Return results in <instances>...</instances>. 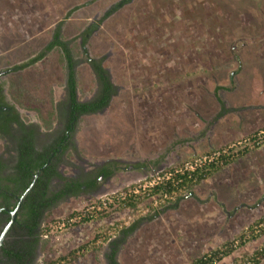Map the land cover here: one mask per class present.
Listing matches in <instances>:
<instances>
[{
    "label": "rangeland",
    "instance_id": "rangeland-1",
    "mask_svg": "<svg viewBox=\"0 0 264 264\" xmlns=\"http://www.w3.org/2000/svg\"><path fill=\"white\" fill-rule=\"evenodd\" d=\"M116 1L0 0V69L42 51L58 26L73 46L81 42L85 27L97 23L75 57L77 99L88 101L97 90L85 54L101 60L115 88L105 109L77 119L76 148L67 158L72 164L115 162L118 169L99 193L81 194L49 209L55 223L42 236L47 244L35 264L65 256L96 236L89 246L100 249L99 259L86 252L69 264H105L104 253L115 240L117 264H189L264 218V143L248 142L264 127V0H132L99 23ZM56 54L49 51L34 65L0 78L10 99L33 111L26 114L29 118L50 119V125L66 88ZM31 105L41 108V116ZM223 147L232 153L243 147L249 151L234 156L191 192L182 191L178 202L175 195L142 199L132 209L115 205L133 186ZM106 198L113 200L102 206ZM103 207V218L58 225L73 211L96 215ZM152 214L156 218L143 220V226L121 238L120 230ZM263 245L264 235L237 246L216 264H248L247 256Z\"/></svg>",
    "mask_w": 264,
    "mask_h": 264
},
{
    "label": "flooded vegetation",
    "instance_id": "flooded-vegetation-1",
    "mask_svg": "<svg viewBox=\"0 0 264 264\" xmlns=\"http://www.w3.org/2000/svg\"><path fill=\"white\" fill-rule=\"evenodd\" d=\"M13 71V67L0 69V78ZM64 94L62 102L56 107L55 123L47 128L38 117L29 118L26 114L33 111L20 108L8 96L6 87L0 85V235L10 221L11 211L20 203L15 210V220L0 246V264L36 263L42 240L38 233L44 216L29 231L25 223L28 214L23 207L26 201L29 202L28 198L33 197L35 203L43 199V202L50 201L48 211L55 204L78 195L99 193L104 180L114 175H105L106 172L102 171L107 162L98 165L86 164L82 160L78 164L70 163L68 154H74L77 144L73 131L82 115L77 116L71 109L67 87ZM75 99L76 102H86L79 101L77 95ZM65 170L68 172L65 173ZM37 236L39 241L32 254L27 255L23 248L21 259L5 253L6 249H13L16 244L20 246L22 239Z\"/></svg>",
    "mask_w": 264,
    "mask_h": 264
},
{
    "label": "trees",
    "instance_id": "trees-1",
    "mask_svg": "<svg viewBox=\"0 0 264 264\" xmlns=\"http://www.w3.org/2000/svg\"><path fill=\"white\" fill-rule=\"evenodd\" d=\"M130 2H132V0H119L110 4L109 7L104 11L101 19L99 20V23L102 20L107 19L112 15L116 14L117 12H119ZM88 3L90 2L88 1L84 5ZM198 6L202 8V4H198ZM77 8L78 5L69 9V11L65 13L64 18H68L71 15V13ZM97 26H98L97 23H91L90 25L85 27L80 32L81 42L75 43L73 44V46H70L69 44H67V41L63 40V36L60 32V27L58 26L55 29L50 41L44 47V49L39 53H37L35 56L29 57L27 60L22 61L17 65H14L13 66L14 71L22 70L29 66L34 65L36 62L42 60L47 52L54 50L57 53L56 54L57 61L60 64L62 70H64V73L66 74V87L68 90V95L70 97L69 101H70L71 109H73L77 113V116L99 113L108 106L111 97L115 93V88L109 79L107 70L102 66L100 59L86 57V54L83 53L85 54L84 56L87 61V64L94 75V80L95 83L97 84V90L95 95L89 101L76 102L75 98H76V89H77V72L74 69L76 63L75 57L81 55L82 48L86 44L87 38L97 28ZM0 85H3V83ZM17 96H21V95L17 94ZM16 102H18V99H16ZM38 102L42 103L43 101L40 100ZM31 103L33 102L30 101L29 104ZM49 103L52 107L51 95H49ZM31 106H29L28 108L34 109L35 112L39 116H41L42 114L41 108L38 106H34V107ZM47 114L49 118L52 117V111H48ZM49 121L50 119L45 121V126L47 128H50L51 126ZM262 130L264 131V127L262 128ZM262 137L263 140L261 141V143H264V136ZM258 139H259L258 133L255 132L249 135L248 142L250 144H253L254 146H259L261 143L259 145L256 143ZM224 149L225 147L206 151L203 156L207 157L206 158L207 160L201 161L192 170L184 169L183 165L165 169L162 173H160V175L164 173L169 174V177L167 179H163L162 181L158 182L156 185L148 187L144 191L139 190V192L136 194L133 193L127 194L124 198L115 202V205L120 204L119 208L126 207L132 209V208H136L139 201H142V199L146 200L149 199L150 197H152L153 199L154 198L157 199L164 194L169 196L171 193H175L176 195L174 197L175 202H178L179 199L181 198L180 193L182 191L191 192L194 186L200 184L202 181L206 180L212 174H214L215 172L219 171L221 168L231 163L234 156L244 155L249 151V147H243L241 150L237 151L236 153H232V150L230 149H227L226 151ZM115 169H118V164L115 162H108L102 171L106 172L105 175H110ZM56 195H58V193ZM54 198L57 197L54 196ZM32 200L33 197L28 198L29 202L26 201V203H24L23 205V207H26L27 210L26 212L28 214V220L25 222L26 227L29 229V231H32V229L37 225L38 219L44 216L43 226L40 228L38 234L39 236H43V235L47 236L50 229L53 227L52 225L55 223L53 219H49L51 216V211L50 210L47 211L51 203L50 201L43 202L45 199L41 200L40 202L38 201V203H35ZM54 200L55 199H53L52 202ZM92 212L93 211H87V210L84 211V213L82 210L81 212L80 211L71 212L69 215H67L65 220L68 218H75V221L74 223L67 224L66 226L70 227L75 225L79 226V225L87 224L92 219L103 218L107 214L105 211V207H103V210L98 211L96 215H93ZM263 220L264 218L258 219L255 223L249 225V227L245 232L240 233L233 240L227 241L222 245H220L219 247L210 250L208 253H205L199 257L194 258L193 260H191L189 264L218 263L223 258L231 255L237 246H241L250 240H254L264 235V224L262 225V227H258V231H255L254 229L255 227L258 226V224L260 223L262 224ZM136 224L137 221L132 223L129 227L125 228L123 232L125 234L132 232L135 229ZM29 235H31V233H29ZM96 238H94L91 243H88L87 245H82L77 249H75L74 251H70L65 256H59L54 260H43L41 264H69L71 261L75 260L79 256H82L86 252L92 253L93 257L96 260H98L100 249L94 245L89 246L91 244H94ZM38 241H39L38 236L33 238L30 237V239H22L20 241V246L19 244H16V246L13 249H6L5 253L10 257L21 259L23 257L22 254L24 253L23 249L27 251L25 252L27 255L32 254ZM46 244H47V239L40 240V245L42 249H44ZM114 256H115V249H113L111 253L107 255L109 264H117ZM247 257L249 259L248 264H259V262L264 259V245L259 250H256L252 255H249Z\"/></svg>",
    "mask_w": 264,
    "mask_h": 264
},
{
    "label": "built area",
    "instance_id": "built-area-1",
    "mask_svg": "<svg viewBox=\"0 0 264 264\" xmlns=\"http://www.w3.org/2000/svg\"><path fill=\"white\" fill-rule=\"evenodd\" d=\"M262 136H264V131L262 130V131H260V133H258V141L256 142L258 145L261 143V141H262ZM207 157H205V156H203V157H200V158H197V159H194L191 163H186V164H184L183 166H184V169H188V170H192L194 167H196L197 166V164L198 163H200L201 161H205V160H207L206 159ZM169 177V174H162V175H158L157 176V178L155 179V180H153V181H148L146 184H143V185H141V186H136V187H133V189L132 190H130V191H127V194H131V193H133V194H136V193H138L139 192V190H141V191H144L145 189H147L148 187H151V186H153V185H156L158 182H160V181H162L163 179H167ZM126 193H125V195H122L123 197L122 198H124L126 195H127ZM175 196V193H171L169 196L168 195H166V194H164V195H162L161 197H159V199H171V198H173ZM121 198V199H122ZM107 199V198H106ZM108 201H106V200H102L100 203L102 204V206H105L106 205V203L108 202V203H110L111 202V200H113V199H107ZM92 208H94V206H92ZM98 207L96 206L95 207V209H97ZM65 220V219H64ZM64 220H62V221H60V223H58V225L59 224H61V226H64L66 223H71V222H74L75 221V218H68V219H66L65 221Z\"/></svg>",
    "mask_w": 264,
    "mask_h": 264
},
{
    "label": "crops",
    "instance_id": "crops-1",
    "mask_svg": "<svg viewBox=\"0 0 264 264\" xmlns=\"http://www.w3.org/2000/svg\"><path fill=\"white\" fill-rule=\"evenodd\" d=\"M93 76H94V75H93ZM217 172H218V171H217ZM217 172H215V173H217ZM215 173H214V174H215ZM202 182H203V181H202ZM154 218H156V214H152V215L149 216L148 218H145V217H144V219H143V218L140 219V221H137L136 227H135V229H134L132 232H134V231H136V230L138 229L139 224H140L143 220H144V221H150V220H153ZM144 223H145V222H142L140 225L143 226ZM123 230H124V229H123ZM123 230H120V233L122 234V235H121V238H122V237L124 238L125 236H128V235H130V233H132V232H130V233H128V234H125V233L123 232ZM120 248H121V247H120ZM113 249H115V256H114V258H115V260H116L117 253L120 252V250H118V241H117V240H115V241H111V243L108 244V247H107V249H106V252L104 253V259H106V260H105V264H109V261H108V259H107V255H109ZM116 263H117V261H116Z\"/></svg>",
    "mask_w": 264,
    "mask_h": 264
},
{
    "label": "water",
    "instance_id": "water-1",
    "mask_svg": "<svg viewBox=\"0 0 264 264\" xmlns=\"http://www.w3.org/2000/svg\"><path fill=\"white\" fill-rule=\"evenodd\" d=\"M21 200V199H20ZM19 205H20V203L17 205V207H16V209L15 210H17V208L19 207ZM11 211V218H10V221H9V223L6 225V227L4 228V230L1 232V235H0V246H1V244H2V241H3V238H4V236H5V234H6V232H7V230L9 229V227L11 226V224L14 222V220H15V215H16V211ZM5 211H7L6 209H5Z\"/></svg>",
    "mask_w": 264,
    "mask_h": 264
}]
</instances>
